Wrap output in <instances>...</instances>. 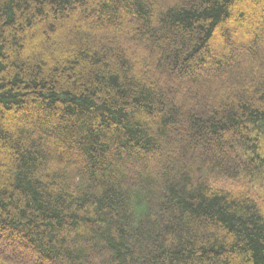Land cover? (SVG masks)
<instances>
[{
    "label": "trees",
    "instance_id": "obj_1",
    "mask_svg": "<svg viewBox=\"0 0 264 264\" xmlns=\"http://www.w3.org/2000/svg\"><path fill=\"white\" fill-rule=\"evenodd\" d=\"M263 188L264 0H0V264H264Z\"/></svg>",
    "mask_w": 264,
    "mask_h": 264
},
{
    "label": "rangeland",
    "instance_id": "obj_2",
    "mask_svg": "<svg viewBox=\"0 0 264 264\" xmlns=\"http://www.w3.org/2000/svg\"><path fill=\"white\" fill-rule=\"evenodd\" d=\"M85 20H87L88 18H84ZM232 49V47H231V45L230 44H228V46L227 47H225V52H227V51H229V50H231ZM234 52V51H233ZM232 52V53H233ZM235 53V56L236 57H243L244 55L241 53V52H234ZM245 57V56H244ZM193 89H195L193 86L192 87H190V88H188V89H186V90H183V92L182 93H184V94H182V96H180V102L182 103L183 102V100H184V98H185V93L187 94V93H191V91L193 90ZM184 91H186V92H184ZM179 100V99H178ZM179 102V103H180ZM183 104V103H182ZM235 153V152H234ZM240 153V152H239ZM262 182V179L259 181V183H261ZM262 187H257V189H258V191H259V189H261ZM264 189V188H263ZM261 191H263V190H261ZM10 247H6V246H1L0 245V251H2V252H4V253H6L7 255L9 254V255H12V256H14L15 255V253H13L14 251L10 248ZM13 251V252H12ZM23 255H25V254H23ZM25 257H27V258H29V256L27 255V256H25Z\"/></svg>",
    "mask_w": 264,
    "mask_h": 264
}]
</instances>
